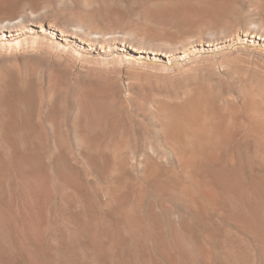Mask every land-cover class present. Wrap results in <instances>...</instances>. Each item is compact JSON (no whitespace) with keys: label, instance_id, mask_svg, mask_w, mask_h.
Returning <instances> with one entry per match:
<instances>
[{"label":"rangeland","instance_id":"rangeland-1","mask_svg":"<svg viewBox=\"0 0 264 264\" xmlns=\"http://www.w3.org/2000/svg\"><path fill=\"white\" fill-rule=\"evenodd\" d=\"M81 1L82 5L85 6L86 10L91 15H93L94 13H96V15L102 14L104 18V20L103 18L98 19L94 14L95 18L91 19L90 23H87L94 27L93 29L91 26H89L90 29L87 28L89 32H94V34L96 35L113 33L116 34L117 38H125V40L127 41H107L105 42V44L102 43L103 45L101 43L99 44L98 42H90L89 44V42L87 43V41H85V45L84 42L80 43V41L77 40L73 35L71 37V32L73 30L72 27L75 26L77 22L74 23L75 21H73L72 24L74 23L75 25L73 24L72 27H67V30L65 29V27L62 28L63 25L60 26L63 23L58 25L57 28L61 27V29H63L64 31L66 30L65 32H67V35H61L54 29L55 27H52V25L49 26L50 22L56 21L55 19V21H52L51 18L49 19L51 21H47V19L41 20L42 28L38 27L36 23L32 24V22L29 21L26 23V26H23V28L18 27V29H14V32H12V30L0 32V79H2L3 77V80L0 82V88L2 90L1 97H3V100L5 99L4 101H10L8 100L10 98V96L8 95H10L9 93H11V91L14 89L13 87L15 85V87L20 85L19 87L21 88L17 87L18 90L28 87V91H31L27 93V96L29 97L28 101L30 102V110H28L27 113L28 116H30V113H33L37 110L35 113H33L35 115L32 114L30 116V120L31 123L35 121L33 125H35L37 128L34 127V130L39 131L42 134L43 142L41 143L46 144H41L42 147L39 148V150L44 153L42 157L43 159L45 158L50 172L53 171V156L51 154L53 141L52 135H50L52 134L51 127L48 126L49 124L47 125L48 119L46 118H48V115L53 109V113H55V116L57 114V127L61 129H59V131H63L62 134L64 140L62 139V144L64 145V147H68V149L65 148V154H62L64 158L62 157V155H57V159L60 157L59 160L62 161V164L64 163V166L67 167V169H72L74 173L79 174L81 178V184L83 188L86 189V194L84 193L81 197L80 195H67V193H65L63 195V198L65 196L66 197L62 199L63 201L61 200L62 213L64 212L68 215H72V213L73 215L81 214L82 216V214H84L83 210H85L86 212H91L92 210V213L94 212L95 214H93L95 216L98 215V217L104 215V217L109 219H118L119 217L121 219L122 212L119 208H117V205L120 207L122 203H127V200L128 203L130 202L129 204H136V201L138 203V201L143 197V205L147 207L149 205L147 201L150 200L151 195H149L150 193L148 192V186H144L146 183H143L145 182V180H143V169H145L144 167H146V164L149 165L153 161V163L157 162L164 168L168 166L167 170L173 173L179 172V169L177 168L178 162H176L178 161V156L175 148L176 146L175 144H172V141H168V138L166 137V131L171 124L169 120L170 114L167 113H169L170 111L178 112V110L182 109L184 111H187L188 106L190 107L192 105H198L202 102L208 103L211 106L212 110L216 113L215 123L218 125L219 129L224 135L229 134L230 137L229 139H225L222 137L220 139H211L212 142L214 141L211 144L216 147L215 156L218 160L221 161H217L219 164L215 161L216 164L221 165L220 163L223 162V159L224 161L226 160L229 164H232V162L234 163V154L232 152V148H236V143L239 144V147H237L236 149L239 151L242 158H250L256 160L258 156L253 153L254 148L253 142L251 141L252 138L249 137L247 141L243 142V140L234 138V133H242L241 131L246 129L245 127L249 123L248 120L254 124H264V93H262L264 92V40H262L264 39V0ZM91 1L94 2V6L90 8L88 4ZM162 4L164 5V7ZM221 4L223 5L221 6ZM202 5H204L205 7ZM212 5L216 7L217 5L221 6H218L221 10L216 12L222 17L218 21H207L205 23L193 22L179 25L174 22H169L170 24L168 22L165 23L166 17H176L177 15H183L185 17L187 16V14L189 15L190 12L191 15L213 14L214 12L210 10V6L212 7ZM189 6L191 8L195 7V9L193 10V8L191 9ZM93 7L95 10L92 9ZM187 9H191L192 11H189ZM161 17L164 19H162L163 22L162 20H160ZM105 18H107V21L109 19V21L106 22ZM46 21L48 24L46 23ZM129 21L131 22V24ZM0 22L2 21L0 20ZM128 41H130V43H128ZM131 42L132 44L136 43L137 45L140 44V46L142 47L144 46V52H147L141 54L133 51L129 48L131 46L129 45L131 44ZM27 76L29 78H25ZM10 77L11 80L9 79ZM52 77L53 81L51 79ZM6 78L8 79V81ZM53 82L55 83L54 85ZM4 85L5 87H3ZM22 85L24 87H22ZM34 86L35 89H33ZM38 88L40 89L38 90ZM37 93L39 94L37 95ZM81 93L84 94L82 95ZM99 94H102V96H99ZM87 95L90 96L88 97ZM50 96L52 97V100ZM56 97L57 99H55ZM90 97L94 100V103H101V105H98V110L100 109L99 111L104 114L102 115V118L106 122L104 132V135L106 137L104 136L103 140H98L100 142L96 141L97 136L95 135L93 129L91 127H87L89 126L87 122L83 121V119L80 118L83 117V115L87 114H85V112H89L88 110H90V107H88L90 106V104H88V98ZM30 98H32L33 100ZM40 98L42 101L40 100ZM53 99L55 101H53ZM101 100L104 101L101 102ZM187 100L189 102H187ZM183 102L186 103V106ZM189 103L192 104L189 105ZM102 104L107 108L103 107ZM182 104H184L186 108ZM46 106L49 108H47ZM168 106L170 108L172 107V110L168 109ZM45 107L47 108V110ZM200 107L202 106H200L199 104V110ZM109 110L111 111L109 112ZM164 110H166V112ZM167 110H169V112ZM203 110L201 109L199 111V114L202 113L201 118L204 121L201 118L200 119L203 122L201 123L205 125L208 123ZM81 112H84V114ZM78 115L79 118H77ZM35 118L38 120H36ZM110 118L113 120L111 121ZM163 118H166V120H163ZM162 121L164 124L162 123ZM77 122L81 126L83 125L85 127L86 125L91 134L88 137L89 139L84 140L86 141V144L85 142L82 144L83 140L80 141L83 147L82 149H80V143L79 141H77L78 139H80L77 138V134L79 133L72 130L74 129L80 131L81 126L79 128V124H75ZM110 122L112 123L110 124ZM159 122H161V124ZM42 124L45 127L41 126ZM69 126L73 127L69 128ZM74 127L77 128L75 129ZM110 127L114 129L110 130ZM64 129H67L65 130L66 133ZM121 129L123 130V132ZM92 134H94V138ZM109 134H111V138L113 139L112 141H110L111 143L108 142ZM120 136L121 139L119 138ZM160 136H163L164 138H161ZM45 138H47L48 140ZM31 141L34 142L33 139ZM75 141H77L79 144L77 142L75 143ZM90 141H92V143H90ZM95 142L97 144L101 143V145L98 147L96 146ZM34 143L38 144L36 141ZM83 145H87L88 147H84ZM244 145H247L249 150L247 156L243 155L244 148L242 147H244ZM75 146H77L78 148ZM218 146L221 148H217ZM84 148L87 153H85L86 151L83 150ZM218 149L220 151L222 150L221 154ZM70 150L73 151V154ZM81 150L84 154L81 152ZM108 150L111 151L109 152ZM148 151H151V154L148 153ZM66 153L71 154L67 156ZM157 153L159 154L157 155ZM225 153H227L228 155H225ZM157 156H159L160 158ZM65 159H67L68 161H66ZM72 159L74 161L76 160L75 163ZM149 159H151V161ZM162 160H164L165 163L162 162ZM85 161H87V163ZM108 165L112 167V170L107 169L109 167ZM213 165L215 166V164ZM213 165L212 167H214ZM216 166L215 168H217ZM175 168L177 169V172ZM212 169L215 170L214 168ZM217 169H219V166ZM175 175L181 176V174L179 173ZM180 176H178V179L179 181H182L183 177ZM88 180L90 182H88ZM140 189L142 192H140ZM143 192L146 193V195H148L149 197L146 196ZM147 197L149 198V200L146 199ZM131 198L133 200H131ZM181 198L182 197L176 195L173 196L169 201H165L163 204V209L166 208V204L167 208L169 205L170 209H168L169 212L167 211V213L171 214V218L176 223L180 221L182 215H185V203L183 198ZM114 199L115 202L113 201ZM68 201H70L71 204ZM84 203L85 205H82ZM94 205L96 206L94 207ZM172 205L175 206V208ZM89 206L90 208H92L91 210ZM66 207L68 209H66ZM70 207L73 209L72 212L71 210H69L71 209ZM73 207L77 209H75L77 212H75ZM146 207L144 209H146ZM104 209L107 210L105 211ZM100 211L101 214L98 213ZM119 211L121 214L119 213ZM116 212L118 213V215H116ZM212 214H214L213 216L215 217H213ZM212 214L210 213L212 218L210 215L208 216L210 218L208 219L210 221L209 224L213 225L214 228L218 227V229H220L219 224L221 220L217 218L218 216L214 212ZM211 219L215 222L213 221V223ZM216 219L218 220L217 222L219 224L216 222ZM59 224L57 227H48L45 228L47 230L44 229L43 231H41L40 239L38 240L39 242L37 240H29V237H27L29 233L26 231L23 232L25 235H23L22 239L16 237V241L12 245L13 247L2 248L5 252H0V264H38V260L37 258H35V255L31 250L33 247L37 248V246H39L42 248H54L55 246L56 248L60 247L64 249L71 246L73 233L70 232L69 229H66L68 227L65 223L61 222L62 225ZM50 228H52V230ZM228 230L234 232V230L232 229ZM198 234V242L200 244H204L203 247L206 248L207 252L209 253L210 245L207 239H205V235ZM41 235H43V237ZM229 236L231 239L230 241L234 244V233L231 234L229 232ZM25 240H27V242ZM21 245L23 247L28 245V247H25L26 249H24ZM10 249L11 252H8V250L10 251ZM26 250L28 251L26 252ZM12 251L14 254H12ZM133 254L137 253L133 251L130 257V253L125 254V256L122 257V261L126 262L128 258L129 260L127 264H129V262L130 264H143L141 263V256L139 254H137L136 256ZM148 264L153 263L148 262ZM206 264H209L208 261Z\"/></svg>","mask_w":264,"mask_h":264},{"label":"bare ground","instance_id":"bare-ground-1","mask_svg":"<svg viewBox=\"0 0 264 264\" xmlns=\"http://www.w3.org/2000/svg\"><path fill=\"white\" fill-rule=\"evenodd\" d=\"M92 1L88 4V6L90 8L92 6H94V4H93L94 2H92ZM154 3H156V2H154ZM213 5H212V7L210 6V8H211L210 10H212L214 13H216L219 10H221L220 7L223 4H221V6L217 5V7L213 6ZM202 6H204V5H202ZM218 6H220V7H218ZM160 7H161V5H160ZM163 7H164V5H163ZM186 7H188V6H186ZM92 9H94V7ZM179 9H180V7H179ZM191 9H187V10L192 11ZM194 9H195V7L193 8V10ZM97 11H98V9H97ZM166 12H168V11H166ZM190 13H189V15L187 14V16H185V17L183 15L182 16L174 15L176 17H173V16L166 17L165 23L174 22V23H177L178 25L179 24H188V23H193V22L194 23H201V22L205 23L207 21H212V22L218 21L220 18H222L221 15H218L217 13L216 14L213 13L210 15H203V14L202 15H197V14L191 15ZM94 14L96 15V13H94ZM94 14L91 15L86 10L85 6L82 5L81 0H0V20L2 21V22H0V32L10 31V30H12V32H14L13 31L14 29H18V27L23 28V26H26V23L29 21H31L32 24L36 23L38 25V27H41L42 26L41 20L47 19V21H48L51 18L52 21H55V20L56 21L50 22L49 26L52 25V27H55L54 29L58 33H60L61 35H65L67 33V32H65L67 30L66 28L67 27L69 28L70 26L72 27V25L77 22V24L76 25L74 24L75 26L72 27L73 30L71 32L72 33L71 37L73 35L77 40L80 41V43H83V42L85 43V41H87V43L89 42V44H90V42H95V43L98 42L99 44L100 43L105 44V42H107V41L108 42L109 41L117 42V40H121L122 42L127 41V40H125V38H120V37L117 38L116 34H113V33L96 35V34H94V32L93 33L89 32L87 30V28L90 29L89 26H91V25H89L87 23H90V20L95 18ZM177 14H178V12H177ZM96 17L98 19L99 18L102 19L103 15L97 14ZM107 18H105L106 22L109 21V19L107 21ZM118 18H120V17H118ZM144 19H146V18H144ZM162 19L163 18L161 17L160 20H162ZM103 20H104V18H103ZM121 20H123V19H121ZM163 20H162V22H163ZM47 21H46V23H47ZM49 21H51V20H49ZM73 21H75V22L72 24ZM61 23H63V24H61ZM130 24H131V22H130ZM58 25H60V26L63 25L62 28L65 27L66 30L64 31L63 29H61V27L57 28ZM92 28L94 29V27H92ZM90 31H93V30H90ZM254 33H255V31H254ZM151 34H153V33H151ZM99 35H101V36H99ZM157 36H155V37H157ZM130 37H132V36H130ZM33 39H35V38H33ZM262 40H264V39H262ZM218 42H219V40H218ZM128 43H130V41H128ZM210 43H211V41H210ZM42 45H43V42H42ZM85 45H86V43H85ZM129 45H131L129 48L132 49L133 51H136L137 53L142 54V53L147 52V51L144 52V48H143L144 46L142 47V46H140V44L139 45H137L136 43L132 44V42H131V44H129ZM41 48H42V46H41ZM59 48H60V46H59ZM53 77L51 78L52 81H53ZM25 78H29V77L27 76ZM9 79L11 80V77ZM2 80H3V77H2V79H0V82ZM7 81H8V79H7ZM52 81H51V83H52ZM4 82H6V81H4ZM55 82H56V80H55ZM54 84L55 83L53 82V85ZM23 85H22V87H24ZM15 86L13 87L14 89L11 91V93H9L10 95H8V96H10V98L9 99L7 98V99L10 101H4L5 99L3 100V97H1L2 90L0 88V141H1L0 142V249H1L0 252H2V251L5 252L2 248L13 247L12 245L16 241V237L22 239L23 235H25L23 232H25V231L29 233L27 235V237H29V240L32 239V240L38 241L40 239V232L41 231H43L45 228H48V227H52V228L57 227L59 223L61 224V222H63L68 227L66 229H69L70 232L73 233L72 241H71L72 245L67 247V248H64V249L60 248V247L56 248L55 246H54V248L53 247H50V248H44L43 247L42 248L39 246H37V248L33 247L31 250L34 253L35 258H37L38 264H125V263L127 264L129 259L127 258V261L123 262L122 257L128 253H130V255H129V257H130L131 253L133 251L141 256V259H142L141 263H143V264H148V262H152L153 264H206L207 261L209 264H264V124H261V123H255L254 124L248 120L249 123L245 127L246 129L241 131L242 133H240V132L234 133V138H237L238 140H243V142L247 141L249 139V137L252 138L251 141L253 142V148H254L253 153L256 156H258L256 158V160L250 159V158H242L240 156L241 154L236 149L237 147H239V144L236 143L235 144L236 148L235 149H234V147L232 148V152L234 154V163L232 162V164H229L226 160L224 161V159H223V162L220 163L221 165H218L219 163L217 161H220V160H218L215 156L216 155V153H215L216 147H214L211 144L214 142V141L212 142V140L213 139H220L221 137L225 138V139H229L230 137H229V134L224 135L221 132V130L219 129L218 125L215 123L216 113H215V111L212 110L211 106L205 102L199 103L200 106H202V107H200V110L204 109L203 111H204L205 118H206L207 123H208L205 125L202 124L203 123L202 122L203 119L201 118L202 117V113H201L202 111L200 112L201 114H199V111H200L198 108L199 104L198 105H192L190 107L188 106L187 111H184L182 109V110H178V112L177 111H175V112L170 111L169 112V110H167L169 112L167 114H170L169 120H170L171 124H170V127H168V129L166 131V137L168 138V141L169 140L172 141V144H175V146H176L175 148H176V152H177V156H178V161H176V162H178L177 168L179 169V172H177L176 168L175 169H176L177 173L181 174V176L183 177V180L179 181L178 176H180V175L177 176V175H175L177 173H173V172L167 170L168 166L166 168H164L162 165L158 164L157 162L153 163V161H152V163L150 162L151 164H149V165L146 164V167H144L145 168V169H143L144 179L142 178L143 180H145V182H143V183H146L144 186H148L147 187L149 190L148 192L150 193L149 195H151V198L149 200V198H148L149 196L143 192L146 196H148L146 198L149 200V201H147L149 203V205L147 204L148 205L147 207L143 205L144 204V201H143L144 197H143L138 201V203L136 201V204L135 203L129 204L130 202L128 203V200H127L128 204L127 203L123 204L122 203L123 201H122L121 202L122 204L120 207L117 205V208H119L120 211L122 212L121 219H120V217L118 219H109V218L104 217V215L103 216L101 215L98 217L97 214H96L97 216H95L94 215L95 213L94 212H93L94 214L92 213V210H91L92 208H90V206H89V208H90L91 212L90 211L86 212L85 210H83L81 208L83 210V213H84V214H82V216H81V214L73 215V213H72V215H68V214H65L64 212H63L64 214L62 213L61 200L66 197L65 196L63 198V195L65 193H67V195L68 194H76V196L80 195V197H81L84 193L86 194V191H85L86 189L83 188V186L81 184V178H80L79 174L74 173V171L72 169L71 170L69 168L67 169V167L64 166V163L62 164V161L59 160L60 157L57 159V157H58L57 155H62V154L64 155L66 152V149H68V147H64V145L62 144L63 143V141H62V139H63L62 132L63 131L62 132L59 131L60 128L57 127V120H56L57 114L55 116V113H53V109H52L51 112L49 111L50 114L48 115V118H46V119H48V123L45 121L47 123V125L49 124L48 126L51 127L52 134H50V135H52V141H53V148H52V153H51L53 156V159H52L53 171L50 172V169L46 163L45 158L43 159V157H42V155L44 153L39 150V148L42 147L41 144H45V143H41V142H43L42 134L39 131L34 130V127L37 128L35 125H33V123L35 121L33 123H31V120H30V116L33 113H35L37 110L33 113H30V116H28V113H27V111L30 110L29 109V107H30L29 103L30 102L28 101L29 97L27 96L28 95L27 93H29L30 90L28 91V89H27L28 87H26V86H25L26 88H22V89L18 90L17 87H19L20 85L17 87H15ZM3 87H5V85ZM19 88H21V87H19ZM29 89H30V86H29ZM33 89H35V86ZM39 89L40 88H38V90ZM95 89H96V87H95ZM34 91H36V90H34ZM5 93H6V91H5ZM57 93H58V91H57ZM111 93H109V94H111ZM262 93H264V92H262ZM38 94L39 93H37V95ZM54 94H55V92H54ZM54 94H52V95H54ZM3 95H4V93H3ZM42 95H44V94H42ZM100 95L102 96V94H99V96ZM87 96L89 97L90 95H87ZM41 98H40V100H41ZM30 99H32V98H30ZM55 99H57V97ZM88 99H89L88 104H90V106H88V107H90V110L87 109L89 112H85V114L86 113L87 114L83 115V117H80V118H82L83 121L87 122V124L89 125L87 127H91L93 129L95 135L97 136L96 141L100 142L98 140H101V139L103 140V138L105 136L104 132H105V123H106L104 121V119L102 118V115H104V114L99 111L100 109L98 110V105H101V103L100 104L94 103V100L91 97ZM51 100H52V97H51ZM53 101H55V100L53 99ZM102 101H104V100H101V102ZM187 102H189V101L187 100ZM195 103H197V102H195ZM50 104H51V102H50ZM184 104L186 106V103H184ZM184 104H182V105L184 106ZM191 104L192 103H189V105H191ZM182 105H181V107H182ZM42 107H43V105H42ZM51 107H52V105H51ZM103 107H106V106L103 105ZM47 108H49V107H47ZM47 108H46V110H47ZM168 109L172 110V107L171 108L169 107ZM101 110H102V108H101ZM252 110H254V109H252ZM110 111L111 110H109V112ZM164 111L166 112V110H164ZM81 113L84 114V112H81ZM33 115H35V114H33ZM105 117H107V116H105ZM111 117H113V116H111ZM77 118H79V115ZM108 118H109V116H108ZM164 119L166 120V118H163V120ZM36 120H38V119H36ZM112 120L113 119H111V121ZM32 121H33V119H32ZM120 121H121V119H120ZM81 122H82V120H81ZM79 123H80V121H79ZM79 123L77 122L75 124H79ZM111 123L112 122H110V124ZM159 123L161 124V122H159ZM162 123H163V121H162ZM38 124H40V123H38ZM80 124H79V128L81 126ZM41 126H44V125L42 124ZM82 126L80 128V131L74 130V129H72V130L77 131L79 133V134H77L78 135L77 138H80L81 140L78 139L77 141H79V143H80V141L83 140L82 144L84 142L86 144V141H84V140L89 139L88 137L91 134H90L89 130L87 129L86 125H85L86 128L84 126L83 127ZM62 127H65V126H62ZM70 127L71 126H69V128ZM47 128H49V127H47ZM42 129H44V128H42ZM111 129H114V128L110 127V130ZM65 130H67V129H64V131ZM40 131H42V130H40ZM122 132H123V130H122ZM65 133H66V131H65ZM163 134H164V132H163ZM92 135L94 138V134H92ZM49 136H48V138H49ZM107 137H108V135H107ZM108 138H109L108 142L113 140L111 138V134H109ZM119 138L121 139V136ZM32 139L34 140V142L36 141L38 144H35L34 142H32L31 141ZM45 139H47V138H45ZM126 139H128V138H126ZM68 141H69V139H68ZM77 141H75V143ZM92 141H90V143H92ZM123 141H125V140H123ZM115 142H116V140H115ZM228 143H229V141H228ZM50 144H51V142H50ZM74 145H76V144H74ZM100 145H101V143L100 144L96 143V146L99 147ZM126 145H127V142H126ZM67 146H69V145H67ZM77 146H75V147H77ZM79 146L81 147V148L79 147L80 149L83 148L81 143ZM121 146H124V145H121ZM43 147H44V145H43ZM51 147H52V145H51ZM84 147H88V146L86 145ZM240 147H242V146H240ZM72 148H74V147H72ZM217 148H221V147L218 146ZM242 148H244V154L243 155L247 156V154L249 152L247 145H244V147H242ZM80 149H78V150H80ZM113 149H112V151H113ZM249 149H251V148H249ZM44 150H45V148H44ZM83 150H85V148ZM149 150H150V148H149ZM67 151H69V150H67ZM221 151H220V154H221ZM71 152L73 154V151H71ZM81 152L83 153L82 150H81ZM45 153H47V152H45ZM85 153H87V151ZM148 153L151 154V151L150 152L148 151ZM242 153H243V151H242ZM69 154H71V153H68L67 156ZM158 154L159 153H157V155ZM226 154L227 153H225V155ZM63 155H62V157H63ZM92 156H94V155H92ZM159 156H157V157H159ZM50 157H51V155H50ZM153 157H155V156H153ZM117 158H119V157H117ZM48 160H49V158H48ZM65 160L68 161L67 159H65ZM65 160H63V161H65ZM149 160L151 161V159H149ZM75 161H74V163H75ZM119 161H120V159H119ZM215 161L218 164H216ZM85 162L87 163V161H85ZM112 162H114V161H112ZM162 162L165 163L164 160H162ZM213 164H215V166L218 165L219 169H217L218 166H216L217 168H215V166ZM65 165H66V163H65ZM212 165L214 167H212ZM79 167H81V166H79ZM212 168H214L215 170L217 169L218 171L217 170L216 171L218 173L215 170H213ZM107 169L112 170V167L109 166ZM88 182H90V181L88 180ZM92 184H93V182H92ZM86 186H87V184H86ZM86 188H88V187H86ZM141 189H140V192H142ZM89 190H90V188H89ZM93 192H95V191H93ZM176 195L182 197L184 200V203H185V205H184L185 215L184 216L182 215L181 219L179 218L180 221H178V223H176L171 218L170 213H167V211L169 212L168 209H170L169 205L167 208V204H166V206H165L166 208L163 209L164 202L169 201L173 196H176ZM86 196H88V195H86ZM124 199H125V197H124ZM81 200H83V199H81ZM118 200H119V198H118ZM131 200H133V199L131 198ZM134 200H135V198H134ZM70 201H68V202L70 203ZM113 201L115 202V199ZM119 203H120V201H119ZM107 204H109V203H107ZM82 205H85V203ZM72 206H75V205H72ZM95 206L96 205H94V207ZM112 206H114V205H112ZM68 207H69V205H68ZM80 207H81V205H80ZM83 207H85V206H83ZM145 207H146V209H144ZM173 207L175 208V206H173ZM73 208H74V210L76 209L75 207H73ZM114 208H116V207H114ZM66 209H68V208L66 207ZM69 210H71V212L73 211L72 208ZM76 210H75V212H77ZM115 211H117V210H115ZM120 211H119V213H120ZM182 211H184V210H182ZM213 212L218 216L217 218H219V220H221V222L219 224L217 222L218 220L216 219V222L220 225L219 226L220 229H218V227H216L217 228L216 229L213 227V225L209 224L210 221L208 219H210V218L208 216L210 215V213L212 214ZM98 213L101 214V211ZM69 214H71V213H69ZM116 215H118V213ZM213 215L214 214H212V216ZM212 216H211V218H212ZM213 217H215V216H213ZM213 221L214 220H212V222ZM228 227H230V228H228ZM52 228H50V229L52 230ZM228 229H232V230H234V232L231 230H228ZM45 230H47V229H45ZM46 232H48V231H46ZM229 232L231 234L234 233V244L230 241L231 239L229 236ZM198 233L205 235V237H206L205 239H207V241L210 245V247H209L210 252L209 253L207 252L206 248L203 247L204 244H200L198 242V240H197V234ZM200 234H198V235H200ZM41 236L43 237V235H41ZM46 236H44V237H46ZM20 239H18V240H20ZM42 239H41V241H42ZM57 239H54V240H57ZM25 241L27 242V240H25ZM53 243H55V242H53ZM45 244H46V242H45ZM24 245H25V243H24ZM47 246H48V244H47ZM50 246H53V245H50ZM206 246H208V245H206ZM25 247H28V245ZM25 247H23V248L26 249ZM27 251L28 250H26V252ZM6 252H7V250H6ZM8 252H11V249H10V251L8 250ZM12 254H14L13 251H12ZM137 254H133V255L136 256ZM129 264H130V262H129Z\"/></svg>","mask_w":264,"mask_h":264}]
</instances>
